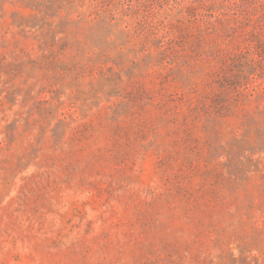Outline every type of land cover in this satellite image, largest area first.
<instances>
[{
	"label": "rangeland",
	"instance_id": "374dc122",
	"mask_svg": "<svg viewBox=\"0 0 264 264\" xmlns=\"http://www.w3.org/2000/svg\"><path fill=\"white\" fill-rule=\"evenodd\" d=\"M0 264H264V0H0Z\"/></svg>",
	"mask_w": 264,
	"mask_h": 264
}]
</instances>
